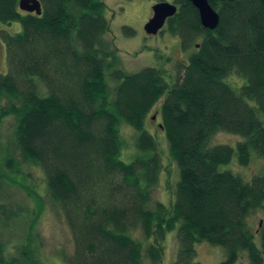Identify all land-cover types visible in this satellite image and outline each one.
<instances>
[{
    "label": "trees",
    "instance_id": "16d2710c",
    "mask_svg": "<svg viewBox=\"0 0 264 264\" xmlns=\"http://www.w3.org/2000/svg\"><path fill=\"white\" fill-rule=\"evenodd\" d=\"M38 1L39 16L0 0V22L21 25L0 31V264H47L38 225L48 208L72 238L61 264H144L143 253L159 262L171 232L172 264H201L200 243L224 250L219 264L242 253L264 264V0H208L214 30L188 0H174L162 32L190 54L171 73L123 70L103 0ZM152 112L178 168L170 206L153 200L168 170L148 131ZM217 133L241 140L209 145ZM253 155L262 171L249 181L220 170L233 157L247 167ZM254 213L258 229L248 222Z\"/></svg>",
    "mask_w": 264,
    "mask_h": 264
},
{
    "label": "rangeland",
    "instance_id": "374dc122",
    "mask_svg": "<svg viewBox=\"0 0 264 264\" xmlns=\"http://www.w3.org/2000/svg\"><path fill=\"white\" fill-rule=\"evenodd\" d=\"M106 5V18L109 21L110 33L109 37L114 39V45L118 49V55L121 60L122 68L126 72H136L144 67L161 68L164 67L171 73L170 64L173 61H187L190 54L183 51L180 47V40L171 36L167 32L160 31L156 36L147 35L144 26L148 22L152 14V7L157 0H103ZM128 27L132 29L133 34L127 35L123 33L122 28ZM164 26L163 30L165 29ZM13 34L21 31V25L18 22L11 24H3L0 22V31ZM169 58V61L166 59ZM165 62L167 65H165ZM173 65V64H172ZM0 73L5 75L7 67L5 63V50L0 41ZM109 84H113L109 81ZM158 106V105H157ZM148 121V131L153 134L163 150V164L165 171L161 175L158 187L153 192V200L161 202L165 206H170L174 201L176 182L178 180V168L170 163L167 152V144L163 133L158 125L160 124L159 116L156 112H152ZM151 121V122H150ZM11 122V121H10ZM4 123L2 128V137L5 138L11 134V123ZM128 135L132 134L130 129H126ZM241 138L238 135L217 133L209 141V145H229L235 147ZM254 155L251 163L247 167H241L237 164L235 157L227 165L220 167V170H230L240 175L245 181H249L252 176L262 171V161H258ZM169 172V173H168ZM168 180L170 185L165 183ZM38 182V180H37ZM260 213L252 214L248 222L254 228L258 229ZM38 225V232L42 238L41 257L47 264H61L60 251L70 253L73 249L72 238L70 232L65 225L62 217L53 213L49 208L43 217H41ZM176 233L171 232L165 235L164 241L161 243L163 247V257L158 262H151L145 253L144 264H172L177 251ZM134 237L144 242L146 247L151 241H144L140 233H135ZM197 256L195 261L201 264H219L225 259L224 250L221 247H213L207 243L196 245ZM235 264H249L245 253H242Z\"/></svg>",
    "mask_w": 264,
    "mask_h": 264
},
{
    "label": "water",
    "instance_id": "95a60500",
    "mask_svg": "<svg viewBox=\"0 0 264 264\" xmlns=\"http://www.w3.org/2000/svg\"><path fill=\"white\" fill-rule=\"evenodd\" d=\"M197 10L200 24L203 28L214 30L218 24V15L211 8L208 0H188ZM19 9L23 12L41 15V5L38 0H18ZM177 12L175 4L162 2L153 5L152 17L144 26L147 35H157L163 28L165 21ZM154 119V117H152ZM161 127V125H158Z\"/></svg>",
    "mask_w": 264,
    "mask_h": 264
},
{
    "label": "flooded vegetation",
    "instance_id": "af4514ba",
    "mask_svg": "<svg viewBox=\"0 0 264 264\" xmlns=\"http://www.w3.org/2000/svg\"><path fill=\"white\" fill-rule=\"evenodd\" d=\"M162 2H167V3L174 4V0H157V1L154 2V5L157 4V3H162ZM176 7H177V6H176ZM151 17H152V14H151ZM151 17H150V18H151ZM166 21H167V20H166ZM166 21H165L164 26L166 25ZM164 26H163V28H164ZM163 28L160 29V31H163ZM160 31H159V32H160ZM159 32H158V33H159ZM158 33H157V34H158ZM155 36H156V35H155Z\"/></svg>",
    "mask_w": 264,
    "mask_h": 264
}]
</instances>
